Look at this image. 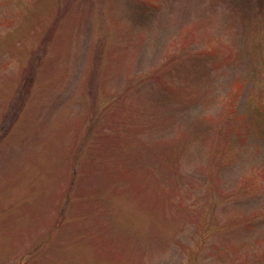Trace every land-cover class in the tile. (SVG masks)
<instances>
[{"label":"rangeland","instance_id":"obj_1","mask_svg":"<svg viewBox=\"0 0 264 264\" xmlns=\"http://www.w3.org/2000/svg\"><path fill=\"white\" fill-rule=\"evenodd\" d=\"M0 264H264V0H0Z\"/></svg>","mask_w":264,"mask_h":264}]
</instances>
